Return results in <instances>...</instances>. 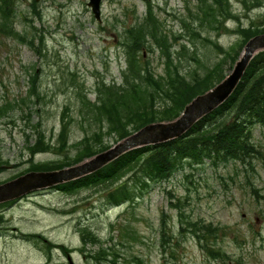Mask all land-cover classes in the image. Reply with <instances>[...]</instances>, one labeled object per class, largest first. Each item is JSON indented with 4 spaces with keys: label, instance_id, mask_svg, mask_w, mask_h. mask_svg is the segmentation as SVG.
<instances>
[{
    "label": "rangeland",
    "instance_id": "rangeland-1",
    "mask_svg": "<svg viewBox=\"0 0 264 264\" xmlns=\"http://www.w3.org/2000/svg\"><path fill=\"white\" fill-rule=\"evenodd\" d=\"M149 1L160 21L155 37L165 44L166 35V44L173 45L166 49L148 36L145 49L137 52L141 68L155 77L167 75L169 60L168 73L179 71L188 82L215 66L226 76L240 52L239 31L264 27V0H206L217 14L205 7L202 26L190 14L197 12L198 0ZM88 3L18 0L14 5L12 23L19 36L0 34L5 162L0 183L30 171L69 169L93 147L111 148L121 140L116 129L131 131L133 119L145 115L142 123L151 112L164 110L166 99L156 96L158 105L147 103L149 115L137 111L112 121L118 127L109 126L110 118L131 104L123 96L117 100L120 109L95 113L102 84L118 92L125 84V43L144 28L148 0H102L100 20ZM167 106L174 109L176 103ZM253 143L258 156L250 165L213 167L205 161L148 189L135 187L137 197L128 203L116 205L117 194L111 201V192L127 178L88 187L79 182L82 177L77 187L49 188L1 205L0 264H264V127L255 126ZM179 212L191 224L220 228L217 237L200 243L190 230L180 234ZM208 250L222 252V258L213 259Z\"/></svg>",
    "mask_w": 264,
    "mask_h": 264
},
{
    "label": "trees",
    "instance_id": "trees-1",
    "mask_svg": "<svg viewBox=\"0 0 264 264\" xmlns=\"http://www.w3.org/2000/svg\"><path fill=\"white\" fill-rule=\"evenodd\" d=\"M219 1L223 3L222 0H217V2ZM16 2H18V0H0V34L4 33V35L9 37L19 36L18 32L14 30L12 23L15 12L14 5ZM206 2V0H198V6H196V8H198L197 12L190 13L191 17L199 21L200 26L203 24V20L200 19V14H206L204 10L205 7L212 10L214 15L217 14V9L211 8L210 5L207 6ZM148 7L149 9L147 18H145L146 24L143 26L144 28L135 30L134 33L136 38L133 39L131 44L127 45V43H125L130 58L129 67L124 73L125 84L123 86H118L119 89L124 90V92L120 94L115 87H108L102 84L101 88H99V97H101V100L97 102V105L93 106V109L95 113L98 112V110L110 108L111 106V110L113 108L120 109L121 105H118V98L123 96L130 98L131 104L126 106V111L132 113H128L126 116L117 113L115 118H110L111 120L108 122L109 126L118 127L115 125L114 120L122 122L123 117H128L129 119L132 114L137 111L149 115L147 103L151 101L154 106L158 105L156 103V96L162 99L164 97L166 99L164 104H168L169 102L176 103V107L174 109H168V106L164 107V104H160V108L163 107L164 110L154 111V115H152L148 121L138 123L145 115L135 120L133 119L130 122V127H132L131 131L128 130V126L125 128L121 126L115 130L119 139L139 130L145 124L159 120H170L177 117L183 111L184 107L197 95L205 93L224 77V74L218 66H215L212 70L208 71L205 76L198 75L196 81L188 82L184 76L180 75L179 71H175V74L172 76L168 73L170 60L168 62L166 76L155 77L148 67L145 69L141 68V66L139 67L137 65L139 59L137 60L136 55L137 52L145 46V38L148 36H152L161 47L164 46L167 49L173 46L172 43L170 45L166 44V35L162 36V41L165 44L161 43L157 36L155 37V31L160 32V21L155 16L149 0ZM191 27L193 28V25H191ZM191 30L193 34L198 37L200 36L197 30ZM239 33L243 36V40L240 42L239 54L233 59L234 63L240 56L248 40L256 35L263 34L264 27L262 29L257 28L251 32L250 30H240ZM219 48L221 47H218V49ZM140 75L143 77H140ZM102 90L106 91L105 95L107 93H109V95L105 97ZM117 94L119 95L117 96ZM106 101L109 102L107 105L105 103ZM98 120L102 121V118ZM127 123H129V120ZM258 125L264 127V51L258 53L252 59L242 82L229 100L216 109L211 115L200 120L182 138L165 144L152 146L151 148L149 146L132 151L120 158L118 162L116 161L108 165L106 169L100 171L99 173H103L102 176L96 172V174L84 177L79 182L82 183V186L89 187V185L96 186L110 180H118L119 182L127 178L118 188L111 192L113 197L111 201L115 202L117 197L116 194L121 196L115 203L119 205L130 200L133 201L132 199L136 197L135 187L141 189L143 186V188L148 187L151 183L163 182V180L173 177L179 170H185L196 165H203L205 161H209L213 167L227 166L236 163H248L250 165V161L258 156V150H256L253 143V130L255 126ZM123 129L124 131L121 132ZM61 133L63 134L64 130ZM87 142L89 143V141ZM93 148L90 149V154L83 157L80 162L85 158H90L96 153L105 150L108 146H102L96 151L93 150ZM132 162H134L133 165H131ZM4 165L5 162L2 159L0 150V170L1 166ZM77 185L78 182L73 181L69 184L61 185L57 187V189L65 191L72 186L77 187ZM252 190L255 192L254 189ZM184 219L188 220L189 218L179 212L180 234L190 230L192 236L200 243H202V241L207 242L212 240L214 237H217L220 231V228L214 227L212 224L199 226L197 223V225L191 224L189 221H184ZM201 232H203L202 237L200 236ZM164 233L167 234L166 231H164ZM162 237L165 238L166 235ZM201 246L204 248L203 245ZM208 251L213 259L222 258V252ZM100 253H105V250H101L99 254Z\"/></svg>",
    "mask_w": 264,
    "mask_h": 264
},
{
    "label": "water",
    "instance_id": "water-1",
    "mask_svg": "<svg viewBox=\"0 0 264 264\" xmlns=\"http://www.w3.org/2000/svg\"><path fill=\"white\" fill-rule=\"evenodd\" d=\"M101 1L90 0L88 4L98 20H100ZM263 50L264 34L251 38L246 43L231 73L211 90L193 99L175 121L149 124L106 152L69 169L56 172H31L0 184V204L18 199L33 191L48 189L92 174L134 149L157 145L182 136L196 122L230 98L244 77L253 57Z\"/></svg>",
    "mask_w": 264,
    "mask_h": 264
},
{
    "label": "bare ground",
    "instance_id": "bare-ground-1",
    "mask_svg": "<svg viewBox=\"0 0 264 264\" xmlns=\"http://www.w3.org/2000/svg\"><path fill=\"white\" fill-rule=\"evenodd\" d=\"M145 47H146V45L143 47L142 50H144ZM138 52H140V50H139ZM136 56H138V53H137ZM143 58H144V57H143ZM137 65H138V66L141 65V61H140V59L138 60ZM211 70H212V69H211ZM142 74H143V73H142ZM142 74H141V75H142ZM141 75H140V77H143V76H141ZM226 77H227V76H224L223 79L220 80L218 83L222 82ZM123 92H124V90H121V91H120V94L123 93ZM105 103H106V105H107L109 102L106 101ZM156 103L159 104V103L157 102V100H156ZM213 112H214V111H212L210 114H207L206 116L211 115ZM128 113H131V112H127L126 110H124V111L122 112V116H126ZM149 113H150V112H149ZM182 113H183V112H181L177 117H175V118H173V119H170V120H159V121H157V122L159 123V122H171V121H175L176 119H178V118L181 116ZM151 115H154V112H151ZM170 141H171V140H170ZM151 147H152V146H150V148H151Z\"/></svg>",
    "mask_w": 264,
    "mask_h": 264
}]
</instances>
